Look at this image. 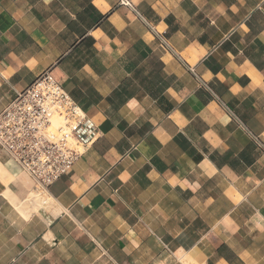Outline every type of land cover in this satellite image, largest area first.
<instances>
[{"label":"crops","instance_id":"1","mask_svg":"<svg viewBox=\"0 0 264 264\" xmlns=\"http://www.w3.org/2000/svg\"><path fill=\"white\" fill-rule=\"evenodd\" d=\"M129 1L0 0V112L49 69L96 127L48 189L0 148V264H264V0Z\"/></svg>","mask_w":264,"mask_h":264},{"label":"built area","instance_id":"2","mask_svg":"<svg viewBox=\"0 0 264 264\" xmlns=\"http://www.w3.org/2000/svg\"><path fill=\"white\" fill-rule=\"evenodd\" d=\"M95 136L88 115L49 69L0 112V148L44 189L69 173Z\"/></svg>","mask_w":264,"mask_h":264},{"label":"clouds","instance_id":"3","mask_svg":"<svg viewBox=\"0 0 264 264\" xmlns=\"http://www.w3.org/2000/svg\"><path fill=\"white\" fill-rule=\"evenodd\" d=\"M166 27V25H160V28L161 29H163V28H165ZM227 55L228 56H232V53L231 52H229V53H227ZM212 73L211 72H209V74H208V77H207V79H211L212 78ZM221 79L222 80H224V79H226V77L225 76H223V75H221ZM211 147V150L212 151H215L216 149H219V146L218 145H212V146H210ZM227 149H225V151H226ZM197 187H199V185H197ZM217 264H227V262H226V260H224V259H220L218 262H217Z\"/></svg>","mask_w":264,"mask_h":264},{"label":"bare ground","instance_id":"4","mask_svg":"<svg viewBox=\"0 0 264 264\" xmlns=\"http://www.w3.org/2000/svg\"><path fill=\"white\" fill-rule=\"evenodd\" d=\"M7 191H8V190H7ZM37 192H42V190L38 189ZM37 192L35 191V193H34V197L37 195ZM26 198H28V197H26ZM26 198H24V199H26ZM19 199H20V198H19ZM26 200H27V199H26ZM26 200H25V202H26ZM35 202L37 203L36 199H35ZM20 203H21V202H20ZM27 203H28V202H27ZM30 204H31V203H30ZM18 205H19V204H18ZM18 205H17V206H18ZM25 206H26V205H25ZM27 207H28V206H27ZM21 208H23V206H22ZM21 208H20V209H21ZM28 208H29V207H28ZM31 208H32V207H31ZM23 209H24V208H23ZM29 210H30V209H29ZM26 211H27V209H26ZM26 211H25V212H26ZM23 212H24V211H23ZM27 212H29V211H27ZM26 214H27V213H26Z\"/></svg>","mask_w":264,"mask_h":264}]
</instances>
